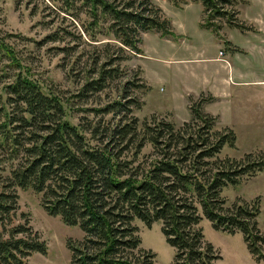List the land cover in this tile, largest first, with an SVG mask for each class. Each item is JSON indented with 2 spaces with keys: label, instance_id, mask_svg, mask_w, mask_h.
Wrapping results in <instances>:
<instances>
[{
  "label": "trees",
  "instance_id": "trees-1",
  "mask_svg": "<svg viewBox=\"0 0 264 264\" xmlns=\"http://www.w3.org/2000/svg\"><path fill=\"white\" fill-rule=\"evenodd\" d=\"M192 1L203 6V28L218 33L225 22L248 29L237 17V6L249 0ZM65 2L68 10L77 2L86 8L84 29L90 40L101 41L100 34L109 39L103 43L107 53L86 73L77 98L103 92L124 78L121 63L130 52H142L143 32L174 35L171 21L153 0ZM48 40H57L56 35ZM139 80L125 79L111 101L90 109L102 114L97 121L77 124L67 117L69 102L22 72L5 86L0 148L16 162L7 176L0 166V264H26L34 253L48 249L27 213L19 212L17 189L40 194L50 216L81 229V239L67 242L75 264H154L156 255L141 246L136 220L149 228L161 222L175 249L173 264H213L220 255L205 240L204 218L216 230L242 232L254 257L264 259L259 198L227 206L222 197L224 188L264 171V158L253 153L221 157L226 146H236L237 135L231 128L214 130L217 117L202 111L203 96L190 107L192 119L179 127L155 116L140 123L133 114L141 105L134 95L144 87Z\"/></svg>",
  "mask_w": 264,
  "mask_h": 264
},
{
  "label": "rangeland",
  "instance_id": "rangeland-1",
  "mask_svg": "<svg viewBox=\"0 0 264 264\" xmlns=\"http://www.w3.org/2000/svg\"><path fill=\"white\" fill-rule=\"evenodd\" d=\"M153 3L171 21L174 35L163 36L155 30L143 32L142 52H130L128 60L121 63L125 77L113 81L112 87L103 92L77 98L86 82V73L107 53L103 43L109 40L101 34L98 36L101 41L89 39L84 29L89 21L86 8H79L77 2L68 10L65 0H0L3 45L0 50V122L4 120L5 86L19 72L45 91L51 89L69 102L67 117L76 124L82 119L95 122L102 117L90 109L111 101L123 81L134 76L144 85L134 90L141 105L133 108V114L140 123L155 116L179 127L192 119L190 107L203 96L206 100L202 111L217 117L214 130L231 128L237 135L236 146H226L221 157L240 159L253 153L264 158V86L238 83L224 93L216 91L220 95L211 91L194 92L186 96V105L184 99L188 90L203 88L204 73H215L214 63L196 60L198 56L208 58L219 54L218 59L229 67L237 64L248 78L264 79V41L261 42L264 0H249L237 6V17L248 29L230 27L224 22L218 33L201 26L204 13L200 2L187 0L175 5L171 0H153ZM54 34L57 40H48V36ZM150 150L147 146L144 151ZM15 162L0 148V166L5 176ZM17 193L19 212L27 213L31 226L48 246L46 254L36 252L26 264H75L67 242L70 238L81 239V229L50 216L41 205V195L33 190L17 189ZM222 197L227 206L251 203L259 198L258 227L264 234V171L245 176L237 186L224 188ZM135 224L139 228L141 246L156 255L154 264H173L175 249L167 243L161 222H155L150 228L140 220ZM201 227L205 240L220 255L213 264H264V259L257 260L250 252L242 232L229 234L216 230L206 218ZM261 248L264 255V244Z\"/></svg>",
  "mask_w": 264,
  "mask_h": 264
},
{
  "label": "crops",
  "instance_id": "crops-1",
  "mask_svg": "<svg viewBox=\"0 0 264 264\" xmlns=\"http://www.w3.org/2000/svg\"><path fill=\"white\" fill-rule=\"evenodd\" d=\"M257 37V36H255ZM264 37V36H263ZM264 41V38L261 39V42ZM219 55V54H218ZM218 55L211 56L208 58H201L202 56H198L195 58L196 60H208L209 63H214L215 73L203 75V82L204 86L199 91H193L192 89L188 90L185 94V105H186V96L190 95L191 93H201L202 91H211L215 92V94L220 95L217 93L218 91L223 90V93L226 92L228 89H232L233 86H236L238 83L247 85L248 83H255L258 86H264V79L262 78H248L246 73L240 69L235 64H230V67L227 66L222 60L218 59ZM232 76V78H230ZM235 79V80H234ZM233 80V81H231ZM217 91V92H216Z\"/></svg>",
  "mask_w": 264,
  "mask_h": 264
},
{
  "label": "built area",
  "instance_id": "built-area-1",
  "mask_svg": "<svg viewBox=\"0 0 264 264\" xmlns=\"http://www.w3.org/2000/svg\"><path fill=\"white\" fill-rule=\"evenodd\" d=\"M222 54H223V52H222Z\"/></svg>",
  "mask_w": 264,
  "mask_h": 264
}]
</instances>
